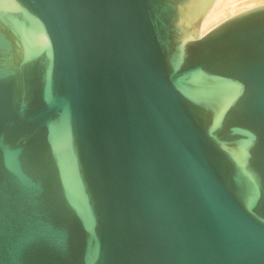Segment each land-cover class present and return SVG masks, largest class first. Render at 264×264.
<instances>
[{
    "label": "water",
    "instance_id": "water-1",
    "mask_svg": "<svg viewBox=\"0 0 264 264\" xmlns=\"http://www.w3.org/2000/svg\"><path fill=\"white\" fill-rule=\"evenodd\" d=\"M0 0V264H264V4Z\"/></svg>",
    "mask_w": 264,
    "mask_h": 264
},
{
    "label": "bare ground",
    "instance_id": "bare-ground-1",
    "mask_svg": "<svg viewBox=\"0 0 264 264\" xmlns=\"http://www.w3.org/2000/svg\"><path fill=\"white\" fill-rule=\"evenodd\" d=\"M238 1L240 0H218L212 12L203 22L202 36L226 19H229L230 17L248 9H252L256 6L264 4V0H244L241 4H238ZM220 18L221 20H219ZM211 22H215V24L212 27H209V23Z\"/></svg>",
    "mask_w": 264,
    "mask_h": 264
},
{
    "label": "rangeland",
    "instance_id": "rangeland-1",
    "mask_svg": "<svg viewBox=\"0 0 264 264\" xmlns=\"http://www.w3.org/2000/svg\"><path fill=\"white\" fill-rule=\"evenodd\" d=\"M244 0H240V1H238V4H241L242 2H243ZM222 18V17H221ZM221 18L219 19V20H221ZM212 23V24H211ZM211 23H209V27H212L214 24H215V22H211Z\"/></svg>",
    "mask_w": 264,
    "mask_h": 264
}]
</instances>
